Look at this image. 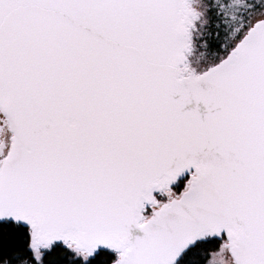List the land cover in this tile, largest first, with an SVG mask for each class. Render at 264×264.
Masks as SVG:
<instances>
[{"label": "snow or ice", "instance_id": "1", "mask_svg": "<svg viewBox=\"0 0 264 264\" xmlns=\"http://www.w3.org/2000/svg\"><path fill=\"white\" fill-rule=\"evenodd\" d=\"M0 264H264V0H0Z\"/></svg>", "mask_w": 264, "mask_h": 264}]
</instances>
